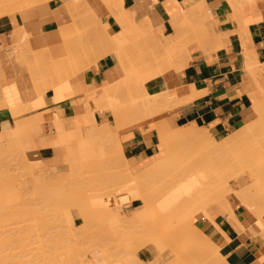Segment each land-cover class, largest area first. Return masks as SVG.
<instances>
[{
    "label": "rangeland",
    "instance_id": "374dc122",
    "mask_svg": "<svg viewBox=\"0 0 264 264\" xmlns=\"http://www.w3.org/2000/svg\"><path fill=\"white\" fill-rule=\"evenodd\" d=\"M67 1L68 2L73 1L72 2L73 6L74 4H77V5L79 4V2H77L78 0H61V2L63 3L62 5L66 4ZM184 1L186 2V0ZM89 2H91V6L89 7L84 6L85 10L83 9V11H85V14L84 12H82V10H80L81 12H79L81 13V15L83 14L84 17L83 15L80 16V19L78 18L79 20L75 18L76 15L73 17V19L75 18L73 21L75 26H77V20L81 21V17L82 19L86 18L85 17L86 14L87 15L89 14L92 20H94V23H97L95 21L99 19V16L97 14V9L95 8V6L92 5V3H96L97 5L99 4L103 5L107 11V14L112 13L109 11L108 6H106L107 3L112 8L113 6H117L115 5L114 0H89ZM104 2L106 4H104ZM44 5H49V3H46ZM33 8L35 7H32V9L30 8V9H27L19 13L24 14V13H28V11L33 12L35 10ZM178 8L181 11V8L179 6ZM98 22L101 25L104 23L107 25L105 20H98ZM103 27L104 26H101V28ZM137 47H140V46H137ZM137 47L134 46L132 48L136 49ZM134 49H132L134 51L133 54L131 53L132 57H134L132 60L134 63L135 62L134 59H136L137 68L140 69L142 67V64L145 61L147 63L149 59H151L150 55H152V53L151 51L149 53V51H147V49H145L144 47H140V49L139 48L136 49L137 51ZM142 51H144V53ZM145 51H147V54L145 55L147 57L144 56L145 57L144 58L142 56L143 59L141 58V60L137 61V58L140 57L141 54H145ZM131 54H129V57ZM80 59L81 60L79 64L85 65L86 60H84V57L81 56ZM95 59L93 58L92 60L94 61ZM88 62H91V61L88 60ZM69 66L70 64H68V67ZM77 70H79V65H78ZM169 71H174V70L169 69ZM169 71L165 72L164 74L169 73ZM174 104H175L174 102L165 104L166 106L164 105V107H162L163 112H161L158 116L154 117L151 120V122H153L156 119L163 118L165 113L169 111L171 107L176 106V104L175 105ZM37 106L38 104L36 101V103L33 104V108ZM93 106H94V103H93ZM22 109L25 111V112L23 111L24 113H28L32 111V109H26L25 106H23ZM112 120L114 121V119ZM259 124L258 123L250 124V126L252 125V131L248 133V135H246L245 140L242 141L241 144H239V147L241 148L240 149L237 148V150L235 151L236 153H233L234 149L230 151V148L232 149L236 145L235 146L231 145L232 147L229 146L230 148L224 150L221 146L222 143L220 142L219 143L215 142L213 144H210V142L205 143L203 141H194L193 139L185 136L183 133L177 134L176 138L171 139L172 134L168 133L167 135H163L159 137V143L163 142L164 144H162V147L158 149L156 156L144 162H135L133 159L132 160L128 159L129 161H131V164L127 165L125 163H122L120 160L119 161L116 160L115 156H117L118 154L117 155L115 154L113 156L108 155L109 152L105 148L107 146L104 145L105 140H102V139L100 140L99 138H98L99 140L96 139L97 135L96 136L94 134L92 135V133H91L92 137L94 136L95 138L90 139L89 137L90 134L88 135L89 132L87 133L86 131H84L83 128L81 130V133H84L86 135L85 137L83 136L84 134H80L79 128L78 130H75L73 132L77 133L78 131L79 132L78 136H83L82 138L79 137L80 140H82L83 138L84 139L89 138V140H91L90 142L84 140V143L81 144L80 146V144H78L79 142L76 141L78 137L75 138L74 136L75 140H73L72 139L73 135L70 134L71 132L69 134L64 133L63 135L64 136L69 135L71 138L72 144L74 143L73 145H71L70 143L71 151H69L67 147L69 143L67 145L64 143L65 145L62 146L64 149L62 153L63 156L61 157V159L57 158L56 162H54V158L56 155L55 147H59V146H55L57 144L53 142V145H54L53 147H52V144H49V146L52 147L50 148L51 150L49 151L50 159L43 160L40 158V155L34 154V152L37 153L35 149L31 148V150H29V148H27L30 146L38 145L34 141L35 131L33 130L34 127L38 125L36 123L35 124L31 123L27 133L23 136V138H21L19 141H16L18 143L8 144L4 146V148L0 147V206H2L0 207L2 208L0 209V212L2 210V213H5V212L7 213L8 208H9L8 214L10 212H13V214L10 213V215L6 213L4 215L0 213V217H2L0 219L4 220V221H1L2 223L0 222V233L2 234L0 235V239L3 240V242H1L2 244L1 243L0 244H1V247L7 246L6 248L4 247V249H1L0 247V250H1L0 251L1 253L0 263L7 264L8 262V264H11L12 262L13 264V261L16 259L18 263L14 261V264H19V263L20 264H121V263L125 264L128 261L126 259L127 258L130 259L129 256L126 254V252L124 253V251H127V248L130 249L131 253L132 252L135 254L137 253L138 257L141 259L140 264H218V262L220 264V262H224L225 260L220 256L219 252L218 254H213V256H215L218 259V262H215L211 259V257H213L211 256V254H206L202 252L201 250L195 249L193 247L192 241L196 240L198 243L201 244L202 240L198 239L195 234L189 233L187 231V228L185 226L186 222L185 220H181V217H182L184 210L188 208L189 209L197 208V206L199 205V202L201 201L199 198L202 197L204 189L207 186H209L210 189H212V187L215 185L214 182H216V179L218 178L228 179L231 181V185L233 187H237L238 185H236L234 182V180L237 178L236 176L242 177L244 175L250 174V171H248V169H252V170L255 169L254 172H257V170L261 171L260 166H258L256 170L255 166L257 163H261L263 165L262 166V169H263L264 167V124L262 123L260 125ZM131 129L132 128L130 127H125V129L122 132L131 130ZM42 130H43L44 136L49 135V137H52V124H45V122H43ZM111 130L116 132L115 127H112ZM99 135H100V131H99ZM69 136L67 137L69 138ZM104 137L105 136L102 135V137L100 138H104ZM68 138L66 140L69 141L70 139ZM66 140L65 142H67ZM184 140L187 141L188 143L187 145H183V147L181 146L182 149L183 148L185 149L184 146L188 147V144H189L192 151L195 153L197 152L198 155H201V156H209L215 151H218V153L220 152L221 154L220 155L218 154V157L214 161L215 163L214 162L207 163V161L200 163L196 161L195 159L184 157L182 156V153H183L182 151H184V149L182 150L180 148L178 150V148L180 147L179 145L184 144L182 143ZM63 142H64V139H63ZM75 142L77 143L75 144ZM82 142L83 141H81V143ZM87 142L90 144H88ZM92 142L93 143L95 142V144H93ZM84 144L87 147H89L88 145L93 147L94 152L92 151V148H91V151L93 153H90L89 151L90 148L88 150L87 148L83 149L82 145ZM97 144L99 147L97 146ZM245 145L246 147H242ZM249 147H252V149L254 150L250 149ZM247 148H249L251 151L250 153L251 155L249 156H247V154H249L247 153V150H246ZM78 149L81 150L82 155L86 158L83 159L82 157V159L78 161V159H80L79 156L81 155L80 153H78L79 151ZM115 150H118V149L114 147V151ZM223 150L226 152H224ZM105 151L107 152L106 153L107 157L105 155ZM250 151L248 150V152ZM28 152L30 153L28 154ZM68 152L77 153L74 155V156L78 155L77 156L78 159L77 157H74L75 159H77L76 162L73 161L74 158H72L73 156L71 157L72 154L70 155V158H68L70 154ZM102 152H104V154H102ZM230 154H233V155L231 156ZM99 156H100V159H99ZM71 158H72L71 161L67 160ZM88 158L90 159V161ZM82 160H85V161L81 162ZM67 162H70V163H67ZM73 162H74L73 164L74 169L72 168V166L70 167V164ZM86 162L88 164L92 163L90 167L94 169H91L90 171H89L90 167L84 169L83 165ZM41 163H43V166H41L42 165ZM75 163L76 164L79 163L80 169L78 168V164L76 165ZM99 163H101L100 164L101 166L99 165ZM253 163H255L254 167H253ZM88 164L87 165L85 164V166L88 167L89 166ZM92 165L95 167H92ZM82 168L84 169V171ZM75 169H78V173ZM86 169L89 172H86L85 171ZM146 169H151V170L150 172H146V173L141 172ZM259 171L257 173H259ZM79 172L81 175H79ZM98 172L101 174L99 175ZM171 172H176L174 174L175 176L177 174V177L179 178L172 179L170 176ZM167 173L170 174L168 175L169 177V179H167L168 182H166L165 176H164L165 179L163 178V175L164 174L167 175ZM75 174H78V175H75ZM262 174L263 173L261 172V174L259 173L258 175H260L261 179L262 178L264 179V177H262L264 175ZM98 175L99 176L102 175V177H99ZM59 176L62 178H60ZM37 177H40V178H37ZM36 178L39 179V182H37L38 180H36ZM65 178L69 180L65 181ZM84 178H86L87 180ZM97 179H101V182L100 180H97ZM171 179L172 181H170ZM84 180L87 182V184H85L86 182ZM252 180L253 179L251 177L249 176L247 177L248 183H252ZM88 181L90 184H88ZM131 181H133L132 182L133 184L135 182L136 185L135 184H134L135 186L132 185ZM206 181H209V182L205 186L204 185L201 186L202 183ZM98 183L100 184L101 187L98 185ZM161 183H163L164 185ZM165 183L166 184L169 183V184L165 185ZM44 184H47V185H44ZM124 184L128 185L127 189L128 187H131V188L132 186L135 187L133 189L129 188L130 193L132 190H135L137 188H140L139 190H142L143 192L145 187H147V189H149V192L151 191L150 195L148 196H152V193L156 194L154 195V197H150V198H153L154 200L155 198L158 199L157 203L153 199H150L152 202L154 201V203H156L155 206L151 205V206H154V208L151 207V209L153 210H151L149 206V212L151 210V213L149 212L147 213L145 211L144 214L146 213L147 214L142 215V218L144 217L143 218L144 221L148 218L153 217L152 219H150V222L146 220L144 224L143 222L141 224L140 221H142L143 219L140 218L139 224H138L139 226H136L137 223L135 222L136 219L134 217H137L136 216L137 213L144 212L145 208L141 205L142 201H133L130 203L129 201L126 200V199H130V195L132 193L130 194L129 192L128 193L125 192V191H128L129 189L125 190L126 188ZM196 184H199L201 187L196 188ZM90 187H92V190ZM122 187H123L124 192L121 189ZM246 187H244L243 189L240 187L239 189H236V190H238V192H245L246 200H248L249 194L250 193L252 194V192L251 190H249L251 188L248 185H246ZM98 188H101L102 191H100V189ZM154 189H156V191ZM95 190L98 191L96 192V195L94 194ZM4 191L6 192V194ZM257 191L259 192V195L260 193H262L260 189H258ZM167 192L176 193L177 195H180L179 198L181 197L182 199H180L179 201L177 200L176 201H166L164 199L165 198L164 196L166 195ZM117 193H118V196H116ZM61 194H64V195H61ZM58 195H60V197ZM123 195L124 197L126 196L127 198L125 197L126 198L125 199ZM127 195L129 196V198ZM8 196L10 198H8ZM12 197H13V201H12ZM44 197H47L49 199L47 198L45 199ZM108 198H111L110 202H116L117 199L118 201L121 200L122 205L119 201L118 202L119 204H116V203H115L116 205L112 204L108 208V205H107ZM122 199H125L126 203H124L125 201ZM151 201H150V204H153L151 203ZM247 202L250 203L249 201ZM7 204H9V207L7 206ZM257 204L260 210L262 211V215H261L263 217L262 219H264V205H262V203H260L259 201H257ZM246 207L248 206L246 205L245 209ZM155 208H157L156 209L157 212L155 210L156 214L153 216L152 212H154ZM65 209L70 210L72 217L74 219L73 221L74 224L71 225V227L70 225L67 226L66 222L64 221V219H66L65 215H63ZM89 209L92 210V213L94 211L97 212V210L98 212L97 214L96 213L92 214L91 212H89ZM108 209H110V212L114 217L109 214ZM16 210L17 212H20V213H17V215L21 214L20 215L21 219L19 215H18L19 218L17 217V215L14 216L16 214ZM62 210H63V213H62ZM99 210L100 212L102 210V212L100 213ZM83 213H86V214H83ZM150 214H152V216H150ZM7 215L10 217V218L6 217L8 220L10 219L9 220L10 225L8 221L6 222L7 219L5 218V216ZM229 215L231 216V214ZM117 216H119L118 219L116 218ZM119 219H122V220L124 219V221L119 220ZM131 219H135L133 220V222L131 221L132 224L130 223ZM128 220H129V223H128ZM126 222L131 225L129 226ZM7 223H8V227H7ZM2 224L3 226L5 225L6 226L3 227ZM14 224L15 225L17 224L16 225L17 227ZM133 224L135 226H132ZM261 227L264 228L263 220L261 221ZM14 228H16L17 231ZM87 228H88V231H87ZM9 232L11 233L10 235H9ZM24 232L26 233V235ZM4 234L6 236H4ZM67 236L68 237L70 236L69 237L70 239ZM19 237H21V239H19ZM63 238L64 239L66 238V239L62 241ZM17 239H18V242H17ZM120 240H121L120 242L121 244L119 243ZM7 241L11 245L7 244L6 243ZM55 241L58 243H56ZM12 243L13 244L16 243V245L14 244L15 246L20 245V244L21 245L23 244V245L21 246L22 248L20 246H17L16 248ZM126 243L127 245L129 244V247L126 246L127 248L125 247L126 248L125 249L124 244ZM116 246L117 247L119 246V250H117ZM18 248H20V250ZM23 249L25 250V252ZM121 249L123 250V253L120 252ZM119 253H122V254H119ZM124 254H126V256ZM8 257L10 258L8 259ZM9 260L11 262H9ZM129 263H130V260H129ZM130 264H134V263H132L131 261Z\"/></svg>",
    "mask_w": 264,
    "mask_h": 264
},
{
    "label": "bare ground",
    "instance_id": "6f19581e",
    "mask_svg": "<svg viewBox=\"0 0 264 264\" xmlns=\"http://www.w3.org/2000/svg\"><path fill=\"white\" fill-rule=\"evenodd\" d=\"M53 1H56V0H0V17L5 16V15H11L12 16L13 14H16V13H19V12H23V11H25L27 9H30V8L32 9V7H35V8H33V9H35L33 11V13L29 12V11H28V13H24V14L20 13L22 15L23 19H24V22H25L26 26H29L28 23L32 19V17L34 18V15L36 17L38 15L42 19L41 22H45V21H47L46 14L49 13V7H48L49 5H44V4L51 3ZM114 1H115V5H117V6H113V8L110 7L109 4L107 3L106 6H108L109 11L112 12V13H108L107 15L112 17L115 20V22L117 23V25L119 26L120 31L118 33H113L110 30V28L108 27V25H106L105 23L102 24V25L99 24L98 20H102L100 17H99V19L97 21H95L97 23H94V20H92L91 16L89 14L88 15L86 14V16H85L86 18L85 19H82V17H81V21H78L80 19V16L83 15V14L81 15V13H79V12H81L80 10H82V12H84V14H85V11H83V9L85 10L84 6H86V7L91 6V2H89V0H78L77 2H79V4L78 5L74 4V6L72 4L73 1H69V2L67 1L66 4H64V5H62L60 7V10H62V12H61V14L58 17V21L59 22L64 21L65 17H69L70 16L73 19V17L75 15L76 16L79 15L78 17L75 16V18H77V19L79 18L78 20L76 19L77 20V26H75L74 22H73V24L69 25V26H65V24H61V26L59 28L58 37H59V39L61 41H63L64 45L66 46L69 56L66 59H64V60L55 61L53 59V57H51V55H50L51 58L48 59V57H47V60H45L46 57H44L45 58L44 59L42 56H38L37 54H31V53L27 54V53H25L23 55L21 53L23 56L22 57H18L17 60L19 59V61H20V60L23 59L21 61V63H23L27 67L28 70L31 69V71L33 72V75H34L33 80L31 79L32 81H34L33 83H35V86L33 85L35 87L34 88V94L33 95H28L27 98L29 100L31 98L32 99L35 98V100L37 101L38 106H40V105H43L42 104V99H43V97H45L44 95L46 94V92L48 90H54L55 91V93H56L55 101L61 100L62 96H64L63 98L72 96L73 93L71 91H70L71 93H68L67 91H65L64 87L61 86L59 83L65 82L66 79L68 77H70L71 74L75 75L78 72L77 68H78V65L80 63L81 56L84 57V60H86V63L88 62V60H90L93 63L96 59H97V61H99L98 58L100 59L101 57H104L107 54H112V56L113 55L115 56V59L117 61V66L113 70L114 71V75H120L121 73H123L124 77H123V79L121 81H119V82L116 81V83H115V80L109 81V79H108V82L104 86H102L100 90H93L91 93L89 92L90 94L87 93L89 95L88 98H90L93 101L94 107L92 109H89V106H88L87 103H86V108H85V105H84V108L86 109V113L84 114L83 117H81V119L76 121L77 130L79 128L80 134H84V133H81V130L83 128L84 131H86L87 133L89 132L88 135L89 134L91 135V133H92V135L93 134L95 136L97 135L96 139L99 138L100 140L101 139L105 140L106 144L104 143V145L107 146L105 148L111 154L110 155L108 153V155L109 156H113L115 154L116 155L118 154L117 156H115L116 160L117 161L120 160L122 163H125L127 165L131 164V161H129L124 156L123 150H121L122 146H121L120 141H119L120 133L125 129V127H130V128L133 129L135 127L142 128V127H144V125H150L149 126L150 128L146 129V130L149 131L151 129H156L157 132H158L159 137L163 136V135H167L168 133H171L172 134L171 139H173V138H176L177 134L183 133L185 136L193 139L194 141H203L205 143L210 142V144H213L215 142H218V143L220 142V143H222L221 146H222V148L224 150L230 148L229 146H231V145L232 146L236 145L234 148H232V149L230 148V151L234 149L233 153H236L235 151L237 150V148H239V149L241 148V147H239V144H241L242 141L245 140L246 135H248V133H250L252 131V125L250 126V124L246 123L247 125L245 127H243V128L240 127V129L234 131L233 133L228 135V137H226L224 139H221L220 141H218L215 138H213L211 136L212 133L210 134L203 127H202L203 129H198L196 127L188 125V126H185V127H178V128L172 129L168 125V123L166 121H161V122L156 121V122L152 123V125H151V120L154 117L158 116L161 112H163L162 107H164L165 104H169L170 102H172V103L174 102L178 106L179 104H181L183 102L185 103V101H188L190 99L196 98V95L191 94L187 88H180V87H177V89H173V90L171 89L172 91L161 90V92L159 91V92H156V93L154 92L153 93V92H150L147 89L148 88L147 85H149L147 83L152 81V80H154L155 78L165 76L166 74H164V73L169 71V69H173L176 72L183 70L188 65L189 60H191L190 49H188V48H190L189 46H192V47L196 46L197 48H200L205 53H208L210 51L216 50V49L220 48V46H221L220 42H219L220 38H219L218 35L215 34V32H214V30L212 28L211 23L213 21V16H212V14H211V12L209 10V7L204 2L205 0H186V2L184 0H167L165 4H166V6L169 9V13H170L169 23H170V26L172 28V33L169 36H163L162 29H155V27L152 24V21L147 16H145V17L143 16L140 20L136 17L137 13L139 11H143V9H144V6L142 4H139V5H137L136 7L132 8V9H124L123 0H114ZM226 1L229 4L230 10L232 11L234 17L236 18L235 20H237V22H238L237 27L240 26L241 30H243V31L247 30L248 24H250L252 22H255V21H258V20L261 19V13L259 11V5L257 3V0H226ZM104 4H106V3L104 2ZM178 6L181 8V11L178 8ZM87 9H89V8H87ZM77 13H79V14H77ZM87 13H88V11H87ZM97 14H98V12H97ZM51 16H52V14H51ZM98 16H99V14H98ZM83 17H84V15H83ZM74 19H73V21H74ZM51 20H52V18H51ZM98 25H100V26H98ZM50 26L51 25H49V28H50ZM101 26H104V27L101 28ZM18 33H19L18 34L19 35V42L21 43L22 46H24L25 43H27L28 34L26 32H24L22 29H20V31ZM58 37H56V38H58ZM16 41H18V40H16ZM17 45H18V43H17ZM134 46H136V47L137 46L144 47L145 49H147V51H149V53L151 51V53L153 55V56L150 55L151 59H149V61L147 63H146V61L144 62L145 65L142 62L143 64H142V67L140 69L137 68L136 59H134L135 60L134 63H133V60H132L134 58V57H132V54L134 52L132 50L134 48H132V47H134ZM140 47H137L136 49H138V48L140 49ZM16 48L17 47H15V49ZM18 48H17V50L19 51V54H20V52H23V51L20 50L19 46H18ZM21 49H22V47H21ZM136 49H134V50H136ZM129 51H130V53H129ZM147 51H145V54H141L140 57L137 58V61L141 60L142 56L144 57L147 54ZM142 52L144 53V51H142ZM247 52H248V54H250L249 50ZM246 53H244V55H246ZM38 54L41 55V53H38ZM42 54H43V52H42ZM129 54H131L130 57H129ZM127 57H129V58H127ZM145 57H147V56H145ZM93 58L94 59L96 58V59L93 61L92 60ZM245 58L246 57H244V59ZM251 58L247 57V59L250 60V63H249L250 68H256V66H257L256 62L254 60H253L254 61L253 62ZM11 60H13V58ZM89 63L90 62H88V66H89ZM94 63H96V61ZM23 64H21V65H23ZM68 64H70L69 67H68ZM246 67L247 66H245V68ZM28 72L30 73V71H28ZM257 72H255V73L259 74L260 71H257ZM262 73H263V71H262ZM257 74H255V76ZM31 77H33V76L31 75ZM253 77H254V75H253ZM55 78H57L58 80L54 81V80H56ZM52 79H53V81H52ZM258 88L261 89L260 87H258ZM61 91H63V92H61ZM3 105H4L3 104V95L0 93V107H3ZM24 106H25L26 109H32L33 108V104L30 103V102H26V104ZM169 109H170V107H169ZM259 109H261V108H259ZM48 110H50V109H48ZM48 110H46V111H48ZM23 111L24 110L22 109V107H19V108H16L14 110H11V112H12L11 114L15 118V127L11 128V129L10 128H5L3 131L0 132V147L4 148V146H6L8 144H13V143L16 144V143H18L16 141H19L21 138H23V136L27 133L31 123H34V124L36 123L37 125H39V124H41L43 122H46V121L53 122L52 123L53 124V128H54V131H55V133L57 135V140L54 139L55 140L54 143L57 144L55 146L62 147L63 145H65V144L67 145L68 143H69V145H70V143H71V145H73L74 143L72 144L70 136L67 135V136H69V138H68L66 135L65 136L63 135L64 133L69 134L70 132H71L70 134L73 135V137H72L73 140H75L74 136H75V138L78 137V139L76 141L79 142L78 144H80V146H81V144L84 143V140L89 141V142L91 141V140H89L88 136H87L88 139H86V138L84 139L83 138L82 140H80L79 137L82 138L83 136L85 137L86 135L84 134L83 136H78V133H79L78 131H77V133L73 132L75 130L66 131L64 121L60 120V118H58V117L52 116V114L50 112L45 114V116H43V117H42V115H40V113H39V115L37 113L36 115H33L32 117L31 116L28 117L29 118L28 119L27 117L26 118L22 117V115L25 112V111L24 112ZM27 111H29V110H27ZM261 111H262V109L260 110V112ZM263 111H264V109H263ZM66 112H68V111H66ZM95 112L109 113L111 115V117L115 121L114 125L109 124L108 122L98 125L95 122V117H94V113ZM262 117L263 116H261V118ZM262 120H264V119L262 118ZM258 122L261 124V122L259 120H258ZM156 123H158V124L154 125ZM262 124H264V123L262 122ZM112 127L116 128V132L111 130ZM140 130H142V129H140ZM99 131H100V135H99ZM101 132H102V134H101ZM143 133H144V131H143ZM90 135H89L90 139L91 138H95L94 136L92 137V135L91 136ZM102 135L105 136V137L104 138H100V137H102ZM66 137L68 139H70V140L69 141L66 140L67 139ZM63 139H64V142H63ZM65 140L67 142H65ZM81 141H83V142L81 143ZM76 143L77 142H75V144ZM182 143H184V144L179 145L180 147L178 148V150L180 148L182 149L183 145H187L188 142L184 140ZM50 144H52V147L54 146L53 142L50 143ZM85 144H86V142H85ZM85 144L82 145V148L83 149L87 148V150L90 148V150H89L90 153H93L94 152L93 151L94 148L91 147L90 145H88L90 143L87 144L89 147H87ZM93 144H95V142ZM162 144H164V143L163 142L159 143L158 149H160L162 147ZM69 145L67 147H68L69 151H71V145L70 146ZM237 145H238V147H237ZM97 146H98V144H97ZM41 147H43V145L39 144V145H36V146H30V147H27V148H29V150H31V148L35 149L37 153L34 152V154H36V155L38 154L39 155ZM49 147H51V146H49ZM114 147H116L118 149V150H115L116 152L114 151ZM154 147H156V146H154ZM184 147H185V149L184 148L183 149H184L185 152L182 151L183 152L182 156L195 159L196 161H198L200 163H202L204 161H207V163H212V162H214L216 160V158L218 157V154L219 155L221 154L220 152L218 153V151L214 150L215 152L214 151L213 152L215 154L212 153L209 156H201V155H198L197 152L196 153L193 152L192 149L190 148L189 144H188V147L187 146H184ZM242 147H246V145L242 146ZM55 148H58V147H55ZM78 148H79V146H78ZM91 148H92L93 152L91 151ZM249 148L252 149V147H249ZM249 148L246 149L247 153H249V154H247V156L251 155L250 154L251 151H250ZM80 149H81V147H80ZM80 149H78L79 151L77 150L78 153L81 154L79 156L80 159H78V157H77L78 155L74 156L75 154H77L75 152L74 153L68 152V153H70L69 156L67 155L68 158H70L71 154H72L71 157L72 156H73L72 158L77 157L78 161L81 160L82 157H83V159L86 158V157H84L82 155ZM95 149H97V148H95ZM248 150L250 152H248ZM252 150H254V149H252ZM188 151H190V152H188ZM180 152H181V150H180ZM224 152H226V151H224ZM29 153L30 152H28V154ZM106 153L107 152L105 151V155H106ZM102 154H104V152H102ZM230 155L232 156L233 154H230ZM106 157H107V155H106ZM72 158L71 159H67V160L71 161ZM74 159H73V161L76 162L77 159H75V160ZM99 159H100V156H99ZM84 161L85 160H82L81 162H84ZM89 161H90V159H89ZM87 162H88V160H87ZM87 162L85 163L86 165L88 164ZM67 163H70V162H67ZM110 163H112V162H110ZM41 164H42L41 166H43V163H41ZM73 164H74V162L70 164V167L72 166V168H73ZM77 164H78V168L80 169L79 163H77ZM85 164L83 165L84 169L85 168H89L92 163L88 164L89 165L88 167H86ZM100 164L101 163H99V165ZM257 164H256L257 167L255 166L256 170H257L258 166L261 167V169L259 167V169L261 171L257 170V172L259 171L260 174L262 172L263 173L262 175H264V171H263L264 167L262 169L263 165L261 163H257ZM254 165H255V163H253V167H254ZM251 166H252V164H251ZM92 167H95V166L92 165ZM84 169H83V171H84ZM91 169H94V168L90 167L89 171ZM75 170L78 173V169H75ZM150 170L151 169H146V170L141 171V172H143V173L145 172L146 173V172H150ZM85 171L89 172L87 169ZM248 171H250V174L244 175L242 177L241 176L240 177L236 176L237 178L234 180V181H237V182H239L241 184V188L242 189L244 187H246V185H248L251 188L249 190H251L252 194L251 193L249 194L248 200H246L245 192H238V190H236L235 188L231 187V181L230 180L225 179V178H218V179H216V182H214L215 185L212 187V189H210L209 186H207L204 189L202 197L199 198L201 201L199 202V205L197 206L196 209L195 208L194 209H189L188 208V209L183 211L181 220H185V222H186L185 226L187 228V231L189 233L195 234L198 239L202 240L201 244L198 243L196 240L192 241V243H193L192 245H193V247L195 249L201 250L202 252H204L206 254H211V256H213V254H218V252H219L218 246L215 244V242L212 241V239L207 237L205 234H203L197 228L196 222L200 218H204V219L206 218V219H209V220L213 221L214 217L217 216V215H228V216H230L229 214H231V216L233 217L234 207H233V204H232V197H235V199L237 200V204L238 205L236 207L242 206L245 209V206L247 205L248 207H246L245 210L248 213H250L251 215H253L257 220H259V224L261 226V221H262L263 217L261 216L262 215V211L260 210V208H259V206L257 204V201H259L260 203H262V205H264V179L260 178V175H258L259 173L254 172L255 169H253V170L252 169H248ZM174 173H176V172H171L170 173L171 175L168 174V173H167V175H165L166 174L165 173L163 175V178L165 179V177H166V179H165L166 182H168L167 179H169L168 175H170L172 179L179 178V177H177V174L175 176ZM72 174H74V173H72ZM100 174L101 173H99V175ZM75 175H78V174H75ZM79 175H81L80 172H79ZM60 176H61V174H60ZM248 176L253 179L252 183H248L246 181ZM40 177H37V178H40ZM99 177H102V175L99 176ZM262 177H264V176H262ZM37 178H36V180H38L37 182H39V179H37ZM60 178H62V177H60ZM96 178H98V177H96ZM75 179H77V178H75ZM84 179H86V178H84ZM101 179H97V180H100V182H101ZM164 179H163V181H164ZM172 179L170 181H172ZM67 180H69V179L65 178V181H67ZM60 181H61V179H60ZM133 181H131V183ZM47 182H45V183H47ZM208 182L209 181H206V182L202 183L201 186H203V185L205 186ZM40 183H41V181H40ZM163 183H161V184H163ZM85 184H87V182ZM88 184H90L89 181H88ZM127 184H128V182H127ZM127 184H124V186L126 188L125 190H128L129 188H131V187H128V189H127V186H128ZM134 184H135V182H134ZM134 184L132 183V185H134ZM167 184H169V183H167ZM167 184L165 183V185H167ZM44 185H47V184H44ZM98 185L100 186L99 183H98ZM86 186H88V185H86ZM134 186H132L131 189L135 188ZM162 186H161V188H162ZM201 186L199 184H196V188L197 187H201ZM166 187H168V186H166ZM90 188L92 190V187H90ZM94 189H96V188H94ZM98 189H100V191H102L101 188H98ZM121 189L123 191V187ZM139 189L140 188L132 190L131 191L132 194L129 192L130 189L128 191H125V192H127V193L129 192L131 194L130 195V199H126L127 197L125 196L126 197L125 198L124 195H123V197L127 201H129L130 203L133 202V201H142L141 205L145 208L144 212L136 214L137 217H134L136 220L135 219H131L130 220V223H131V221L133 222V220H135V222L137 223L136 224L134 222L136 224V226H139L138 224H139L140 218L141 219L144 218V217L142 218V215H146L149 212V206H150V209H151V207L154 208L155 204L158 201L157 198H155V200L153 198H150V197H154V195H156L155 193H152V196H148V195H150L151 191L149 192V189H147V187H145V189H144L145 192H144V190L142 192V190H139ZM141 189H143V188H141ZM258 189H260L261 192H262V193H260V195H259V192L257 191ZM154 190L156 191V189H154ZM48 191H50V190H48ZM68 191H69V189H68ZM98 191L95 190L94 194L96 195V192H98ZM5 194H6V192H5ZM123 194H125V193H123ZM61 195H64V194H61ZM72 195H74V194H72ZM58 196L60 197V195H58ZM116 196H118V193H117ZM179 196L180 195H177L176 193L167 192L166 195L164 196L165 197L164 199L166 201H176V200L179 201L180 199H182L181 197L179 198ZM8 198H10V197L8 196ZM44 198L46 199L47 197H44ZM128 198H129V196H128ZM3 199H4V197H3ZM47 199H49V198H47ZM125 199H122V200L125 201ZM150 199H153L154 201H156V203H154V201L152 202ZM12 201H13V197H12ZM110 201H111V198H108V200H107L108 208L112 204L116 205V204H119L118 203L119 201H120V203L122 202L121 200L118 201V199H117L116 202H110ZM150 201L153 204H150ZM247 201H249L250 203H248ZM124 203H126V201ZM61 204H62V202H61ZM121 205H122V203H121ZM151 205H154V206H151ZM7 206L9 207V204H7ZM0 207H2V206H0ZM0 209H2V208H0ZM6 209H4V210H6ZM156 209L157 208H155L154 212H152L153 216L156 214L155 213ZM4 210H3V212H4ZM66 210H68V211H66ZM108 210H109V214L112 215L111 212H110V209H108ZM151 210H153V209H151ZM151 210H150L149 213H151ZM145 211L147 212L146 214H144ZM8 212H9V208H8ZM8 212L7 213L5 212V213L8 214ZM89 212L92 213V210L89 209ZM97 212H98V210H97ZM97 212L94 211L93 213L97 214ZM99 212H100V210H99ZM101 212H102V210H101ZM156 212H157V210H156ZM0 213H2V210H1ZM5 213H2V214L5 215ZM10 213L13 214V212H10ZM10 213L8 215H10ZM17 213H20V212H17V210H16V214L14 213L15 214L14 216H16ZM62 213H63V210H62ZM83 214H86V213H83ZM8 215L5 216V218L9 217ZM18 215H17V217H18ZM63 215H65V217H66V219H64V221L66 222L67 226L70 225V227H71V225L74 224V222H73L74 219L72 217V214H71L70 210L69 209H65ZM150 216H152V214H150ZM232 217H231V219H233ZM0 218H2V217H0ZM116 218L118 219L119 216H117ZM152 218H148L146 220H148L150 222V219H152ZM20 219H21V216H20ZM124 219L123 220L119 219V220L124 221ZM9 220L7 219L6 222L8 221V223H9L10 222ZM13 220H15V219H13ZM1 221H4V220L0 219V222ZM145 221L143 219L142 221H140V223L142 224V222H143V224H144ZM19 222H21V221H19ZM22 222H23V220H22ZM8 223H7V227H8ZM128 223H129V220H128ZM146 223H148V222H146ZM131 224H128V225L130 226ZM9 225H10V223H9ZM2 226H3V224H2ZM5 226H3V227H5ZM19 226H21V225H19ZM132 226H135V225L133 224ZM3 227H1V228H3ZM14 229H16V228H14ZM16 231H17V229H16ZM87 231H88V228H87ZM214 231H216V230H214ZM20 233H19V235H20ZM5 234H4V236H6ZM10 234L11 233L9 232V235ZM0 235H2V234L0 233ZM25 235H26V233H25ZM214 235L216 236V234H214ZM21 237H22V235H21ZM21 237H19V239H21ZM61 237H63V236H61ZM58 239H57V241H58ZM65 239L63 238L62 241H64ZM8 241L6 242L7 244H9ZM45 241H47V240H45ZM51 241H52V239H51ZM1 242H3V240L0 239V243ZM10 242H11V240H10ZM17 242H18V239H17ZM20 242H21V240H20ZM120 242H121V240L119 241V243ZM56 243H58V242H56ZM1 244H0V247H1ZM14 244L16 245V243H14ZM9 245H11V244H9ZM9 245H8V247H9ZM22 245L20 244V245H17V246L21 247ZM17 246H15V247L17 248ZM126 246L129 247V244L128 245H127V243L124 244V248ZM2 247H1V249H4L5 246L3 248ZM9 249H10V247H9ZM18 249L20 250V248H18ZM50 249H52V248H50ZM13 250H15V249H13ZM71 250H73V249H71ZM117 250H119V246L117 247ZM24 252H25V250H24ZM120 252L123 253V250L121 249ZM125 252L130 258V259H128V258L126 259V260H128L127 261L128 264H130L131 261L134 264H140L141 263V259L138 257L137 253L136 254L133 253V252L131 253L129 248H127V251H124V253ZM17 253H18V251H17ZM122 253H119V254H122ZM126 254H124V255L126 256ZM5 257H6V255H5ZM9 258L10 257H8V259ZM18 258H20V257H18ZM211 259L213 261H215V262H218V259L215 256L211 257ZM129 260H130V263H129ZM14 261H16V259ZM14 261H13V264H14ZM9 262H11V261L9 260ZM127 263H125V264H127ZM7 264H8V262H7ZM11 264H12V262H11ZM218 264H219V262H218ZM220 264H226V262L225 261L224 262H220Z\"/></svg>",
    "mask_w": 264,
    "mask_h": 264
},
{
    "label": "crops",
    "instance_id": "0c3cea01",
    "mask_svg": "<svg viewBox=\"0 0 264 264\" xmlns=\"http://www.w3.org/2000/svg\"><path fill=\"white\" fill-rule=\"evenodd\" d=\"M166 1L123 0V7L132 9L142 4L144 9L137 13L138 19L147 16L155 29H162L163 36H169L172 33V28L169 23L170 13L165 4ZM204 2L213 16L211 25L215 34L220 38L221 46L208 53L196 46H189L191 60L183 70L169 71L165 76L155 78L147 83L149 84L147 89L153 93L161 92V90L172 91L180 87L187 88L191 94L196 95V98L171 107L163 118L154 120L151 125L156 121H166L172 129L188 125L198 129L204 128L210 134L212 133L213 138L220 141L240 127L243 128L252 123L259 124L258 120L261 123L264 121L262 120V118L264 119V0H257L261 19L248 24L245 31L241 30L240 26L237 27L238 22L226 0H205ZM62 4L59 0L49 3V13L46 14L47 21L41 22V17L34 15V18L32 17L28 23L29 26H26L20 13L0 17V93L3 95L4 104L3 107H0V132L5 128L15 127V118L12 116L11 110L23 107L26 102L36 103L35 98H31V101L27 98L28 95L34 94L33 72L21 63L23 59L19 61L17 58L22 57L25 53L46 57L45 60L47 57L48 59L53 57L55 61L64 60L69 56L67 48L59 39L58 34L61 24L72 25L73 19L69 16L65 17L62 22L58 21L62 12L60 10ZM92 5L95 6L99 17L105 20L110 30L113 33H118L120 28L115 20L107 15L105 7L96 3H92ZM49 25H51L50 28ZM20 29L28 34L27 43L24 46L19 42L18 32ZM18 46L23 51L20 54L17 50ZM15 47L17 48L15 49ZM248 50L250 54H248ZM244 57L246 58L244 59ZM247 57H252V61L256 62V68H250V60ZM12 58L13 60H11ZM98 60L96 63H94L95 61L90 62L89 66L88 63L79 64V70L77 73L75 72V75L71 74L65 82L59 83L65 91L72 92V96L65 98L62 96L61 100L55 101V91L48 90L42 99L43 105L32 108L31 112L24 113L22 117H32L37 113L43 117L50 112L52 116L64 121L66 131L77 130L76 121L86 113V103L89 109L94 107L88 94L93 90H100L108 82V79L109 81L115 80L116 83L124 77L123 73L114 75L113 70L117 66L114 55L107 54ZM245 66L247 67L245 68ZM257 71H260L259 74ZM255 74L257 75L255 76ZM55 79L54 81L58 80ZM259 108L262 109L261 112ZM261 116L263 117L261 118ZM94 117L98 125L107 122L112 125L114 123L109 113L95 112ZM52 123L51 121L45 122V124ZM42 125L43 123L34 127V141L38 145H43L39 154L40 158L49 160V151L52 148L49 147V144L57 140V135L52 124V137L44 136ZM149 126L135 127L120 133L119 141L127 159L144 162L156 156L159 135L156 129L146 130L150 128ZM63 150V147L55 148L54 162L57 158L61 159ZM234 182L238 186L231 185V187L239 189L241 184L237 181ZM232 204L234 207L233 219L228 215H217L213 221L200 218L196 222L197 228L215 242L219 254L226 264H264V228L260 226L259 220L242 206L236 207L238 204L235 197H232ZM262 220L264 221V219Z\"/></svg>",
    "mask_w": 264,
    "mask_h": 264
}]
</instances>
